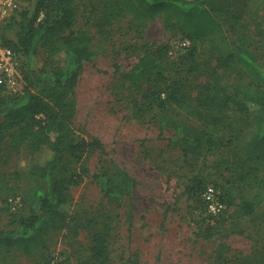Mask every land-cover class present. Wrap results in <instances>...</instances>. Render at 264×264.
Listing matches in <instances>:
<instances>
[{
	"label": "rangeland",
	"instance_id": "rangeland-1",
	"mask_svg": "<svg viewBox=\"0 0 264 264\" xmlns=\"http://www.w3.org/2000/svg\"><path fill=\"white\" fill-rule=\"evenodd\" d=\"M75 4V28L89 32L98 52L86 63L75 91L76 139L100 140L103 146L82 151L79 159L69 155L64 159L63 173L86 170L80 183L70 189L71 203L59 226L45 234L46 248L38 246L35 254H26L19 247H0V264H38L53 256L55 263L96 264L92 246L97 231L108 233L107 255L112 264H124L132 253H139L140 264H264L263 165L259 178L254 173L246 181L236 177L237 172L255 166L252 161H242L248 155L245 145L253 127L251 118L235 103L221 101L224 122L219 135L232 138L233 143L204 150L197 159V152L184 154L180 142L171 143L174 126L163 130L160 117L166 111L194 124H198L197 118L189 116L188 109L144 98L143 87L123 77L147 48L169 45L167 56L158 61L168 77L186 83L190 95H197L202 83L217 76L228 91L251 86L256 76L249 65L236 60L225 67L219 65V59L233 49V41L241 33L256 37V51L264 63V0L239 5L235 1L223 11H213L222 30L195 41L196 49H189L190 40L184 39L170 11L146 19L126 14L115 20L110 32H101L98 0H75ZM142 105L144 110L138 113ZM6 152L7 163L1 170L11 189L6 180L0 181V227L13 228L21 216L31 213L36 191L47 184L31 173L25 147ZM98 170L132 174L136 183L131 198L122 203L108 198L94 180ZM194 177L218 185L224 197L226 208L214 222L189 187ZM255 194L259 204L253 213L245 214L241 209L244 197ZM130 205L134 214L131 227Z\"/></svg>",
	"mask_w": 264,
	"mask_h": 264
},
{
	"label": "trees",
	"instance_id": "trees-1",
	"mask_svg": "<svg viewBox=\"0 0 264 264\" xmlns=\"http://www.w3.org/2000/svg\"><path fill=\"white\" fill-rule=\"evenodd\" d=\"M235 1L239 5L249 0H98L101 16L97 25L101 32H110L108 29L115 20L126 14H133L135 19H146L170 11L184 33V39L190 40L189 49H196L195 41L222 30V22L213 11H223ZM76 23L75 0H23L21 7L1 28L3 45L21 55L25 84L21 91L0 89V181L6 180V187L11 189L1 166L7 163L8 149L25 147L31 173L43 178L47 185L36 191L29 215L21 216L13 228L0 227V247H19L26 254H35L38 246L46 248L45 234L59 226L71 203L70 189L80 183L86 170L63 173L64 159L68 155L79 159L82 151H94L103 146L100 140L76 139L74 122L78 105L75 91L86 63L98 55L93 47V37L85 30H77ZM256 42V37L240 33L233 41V49L219 59V65L225 67L241 60L255 73L256 83L235 91H228L222 78L217 76L202 83L197 95H190L186 83L168 77L158 61L167 56L169 45L155 50L147 48L139 61L123 73L124 79L132 85L143 87L144 98H155L164 106L174 105L175 109H188L189 116L197 118L198 124H194L191 119L175 117L166 111L160 117L163 130L174 126L176 135L170 139L171 143L180 142L184 154L197 152V159L204 150L210 152L233 143L232 138L226 140L219 135L224 122L220 102L235 103L239 111L251 118L253 126L245 145L248 155L242 161H252L255 166L252 165L249 171L237 172L240 181H246L253 173L259 178L260 165L264 169V63L256 51ZM251 104L256 107L253 109ZM142 110L143 105L137 111L142 113ZM194 178L189 187L201 198L205 208L203 192L208 183ZM94 180L108 198L119 203L131 198L136 183V178L125 170L115 174L98 170ZM261 181L264 187V177ZM257 198V194L244 197L241 209L245 214L256 210ZM128 212L131 227L132 205ZM93 236L95 263L112 264L107 255L108 233L97 231ZM55 258L38 264L65 263L64 260L55 263ZM124 264H140L139 253H132Z\"/></svg>",
	"mask_w": 264,
	"mask_h": 264
},
{
	"label": "built area",
	"instance_id": "built-area-1",
	"mask_svg": "<svg viewBox=\"0 0 264 264\" xmlns=\"http://www.w3.org/2000/svg\"><path fill=\"white\" fill-rule=\"evenodd\" d=\"M23 0H0V32L2 26L21 7ZM189 41H184L187 44ZM25 80L22 71L21 55L3 45L0 40V89L8 92L21 91ZM206 209L214 222L226 208L220 190L208 184L203 192Z\"/></svg>",
	"mask_w": 264,
	"mask_h": 264
}]
</instances>
